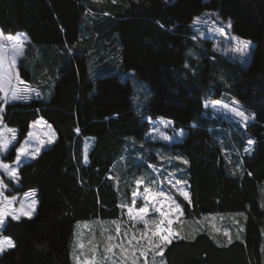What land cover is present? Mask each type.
Listing matches in <instances>:
<instances>
[{"label": "trees", "instance_id": "obj_1", "mask_svg": "<svg viewBox=\"0 0 264 264\" xmlns=\"http://www.w3.org/2000/svg\"><path fill=\"white\" fill-rule=\"evenodd\" d=\"M202 10H216L230 19L234 35L252 42L249 63L226 87L255 117L245 128L254 143L241 156V172L231 170L235 164L229 166L214 136L227 123L202 112L200 75L183 68L185 84L173 72L184 63L187 45L199 49L192 21ZM0 32L27 34L33 46L20 59V77L50 87L47 98L5 106L3 121L18 131L7 159L13 161L39 118L57 135L19 168V185L8 181L12 192L35 189L38 205L33 217L8 219L1 228L14 247L1 253L0 264H72L76 222L121 217L113 164L127 138L145 131V116L185 130L174 147L187 161L182 175L189 201L174 226L179 237L162 246L165 264H264V0H104L96 7L87 0H0ZM131 70L152 92L140 112L131 106ZM216 85L225 90L219 79ZM86 136L94 141L85 160ZM245 144L237 149L243 152ZM232 212L244 213L245 221L231 242L197 225L201 215Z\"/></svg>", "mask_w": 264, "mask_h": 264}, {"label": "rangeland", "instance_id": "obj_2", "mask_svg": "<svg viewBox=\"0 0 264 264\" xmlns=\"http://www.w3.org/2000/svg\"><path fill=\"white\" fill-rule=\"evenodd\" d=\"M87 1L96 7V4L104 0ZM92 13L93 10L90 14L92 15ZM196 17L200 19L195 23L194 19L192 21V38L199 49L197 50L187 45L184 63L174 68L173 72L185 84L187 83L186 81L189 80V76L186 73L192 76H196L197 74L200 75L201 78L198 82V88L201 90L202 112L207 118L219 119L227 123L225 127H218L214 136L222 146L229 166L233 163L235 164L231 165V170L234 173L241 172V156L243 154L248 155L252 150V144L248 143V141L252 139L245 133V128L252 119L246 124H243L240 122L239 118L234 116L230 111L232 107L239 108L245 112L246 115L250 116L251 114L242 107L237 99L230 97L226 87H229L234 79L240 76V68L246 67L249 63L252 42L234 35L230 30V19L222 18L216 10H202L194 18ZM218 28H223L224 31L220 32L217 30ZM8 37H19V54H17V50L14 48V44H17V41H9ZM244 42H250V44L248 46V52L241 56L235 50ZM0 46H2L0 56H2L4 60L3 71L5 75L10 74L12 77V84L16 85L21 90L18 95L27 97L26 99H9L7 103H4V92H0V106L3 108V111L0 112V119L3 121L6 105L18 101H28L32 98H47L50 87L49 85L38 86V84H31L29 81H25L20 77V59L24 58L28 53H31L33 46V43H31L26 33L17 32L15 34L5 35L0 32ZM193 60L195 63L198 62L196 68L195 65H193V67L191 65ZM183 68L188 69L189 72L185 73ZM127 75L130 76L131 106L135 111L140 112L150 100L152 92L148 82L138 78L133 70L129 71ZM123 77L124 76H122V78ZM218 79L223 83L225 89L220 92L216 85ZM19 81L23 83H19ZM25 87L30 91L24 92L23 89ZM37 93L39 95H37ZM8 95L11 96V93L9 92ZM215 95H218V97ZM217 101L219 103H215ZM234 101L238 103L234 104ZM225 105H228V108H225ZM144 119L146 121L145 131L137 137L127 138L120 155L113 164V173L111 175L115 180L116 189L120 194L119 201L121 205H124V211L118 220L96 218L91 221H79L75 223L73 241L71 244L75 257H72V264H131V259L125 261L124 257H131L133 252H135L136 257H139L137 264H144L145 258L139 256V252L144 249H150L147 253V264H165L161 255H154L155 252L153 253V250L155 247L148 244V239L151 238L153 241L160 243L159 235H167L166 232H160L157 236L152 235V233L157 230L156 225L161 220L164 221L161 227H171L175 234L172 240L179 237V233L175 230L174 226L182 222L183 205L187 203L189 199L185 200L183 196L179 195L173 185L179 180L184 183L178 187H182L188 193L189 189L182 175V171H184L185 167L183 161L185 160L180 156L174 144L183 140L185 130L183 127H177L171 120L161 116H145ZM8 129L15 130V140H12L13 133L9 132ZM0 132H3L5 138L12 141L8 150L0 153V162L9 165L10 168H16L17 173L23 164L32 161L40 154L39 153L35 158H32L30 155H22L20 162L16 163L17 149L23 145L27 152L31 153L35 147L39 146V142L44 140L45 144L41 147L42 151L52 146L57 140V135L53 127L39 118L30 123L25 138L15 148L13 161H9L7 155L11 151V148L17 143L18 131L16 127L9 126L3 121L0 123ZM29 132L32 133L31 137L29 136ZM180 133H182V135H180ZM53 134L55 139L52 143H47L46 141L52 138ZM163 136H167L169 139L164 140L162 138ZM245 140V148L243 152H240L236 144L238 145L240 141L243 142ZM93 141L94 137L92 136H86L84 138V159L85 156L87 157ZM245 149H250V151L246 152ZM176 157L182 159H176ZM150 165L152 167H149ZM141 178H143L144 183L137 188L136 181ZM0 180L7 185V187L3 189L4 195L7 196L9 200L11 197H16V200L11 203L4 201L3 198L0 197V207L6 212H12L14 210L17 215H20L21 201L24 202V210L31 211V202L34 199L36 204L35 210L31 214V217H33L38 205L37 191L34 189L24 193L12 192V187L9 185L8 181L12 182L14 186H17L19 185V180L12 179L3 170H0ZM145 188H148L150 191L145 193ZM160 191H163L165 196L155 195V193ZM261 191L264 201V183L261 186ZM33 192L35 193L34 196H25L26 193ZM134 192L138 193L135 205L132 203ZM145 195L148 197L147 201L144 199ZM169 195L180 204L182 214H177L174 205L171 204L169 199H166ZM145 205H147L148 210L142 218L137 216L133 219L129 216V208L133 209V215H135L139 208ZM156 208L168 213V217L165 218L161 216L160 212L155 211ZM22 218L29 217L20 215V219ZM8 219L13 220L11 215H6L3 224H0V230ZM167 219H171L173 223L168 225ZM244 221V213H214L201 215V217L197 219V225L217 235L218 233L216 232H219V234L224 233V235L227 233V235H225L227 236L225 240L231 242L234 239V236H231L232 233H243ZM117 229H119V232ZM138 229L139 231L136 233ZM0 237L5 236L0 235ZM110 237L112 238L111 240L109 239ZM133 237H135V239H133ZM262 240L263 244L261 245V250L264 255V233L262 234ZM129 242H131V244ZM137 242H139L140 247H136ZM109 246H112L111 252L107 251ZM161 246H163V244H161ZM7 249H9V247H5L2 252ZM2 252H0V255ZM105 257H107V259H105Z\"/></svg>", "mask_w": 264, "mask_h": 264}, {"label": "snow or ice", "instance_id": "obj_3", "mask_svg": "<svg viewBox=\"0 0 264 264\" xmlns=\"http://www.w3.org/2000/svg\"><path fill=\"white\" fill-rule=\"evenodd\" d=\"M200 18L196 17L194 18V23L196 21H198ZM220 32H223L224 29L223 28H218L217 29ZM236 39V38H233ZM9 41H17V44H14V48L17 50V54H19V48H18V42H19V37H8ZM250 42H244L240 47H238L235 51L238 52L241 56L245 55L248 52V46H249ZM0 51H2V46H0ZM3 57L0 56V92H4V97H3V101L4 103H7L9 99H19V98H27L26 96H20L18 95V93L21 91L16 85L12 84V77L11 75H5L4 71H3ZM18 80V77H17ZM19 83H23L22 81H19ZM24 92H28L30 91L29 89H27L26 87L23 89ZM11 93V96L8 95V93ZM37 95H39L37 93ZM215 103H219L218 101ZM234 104H237L238 102L234 101ZM225 108H228V105L224 106ZM3 111L2 106H0V112ZM230 111L234 114L235 117L239 118L240 122L243 124H246L249 120L254 119V115L253 116H249L246 115L245 112H243L242 110H240L237 107H232L230 109ZM2 119H0V123H2ZM170 123V122H169ZM9 132L13 133L12 136V140H15V130L14 129H8ZM79 131V130H77ZM180 135H182V133H180ZM29 136H32V133L29 132ZM164 140H168L169 137L167 136H163L162 137ZM55 139L54 134L52 136V138L48 139L46 142L47 143H52L53 140ZM11 140L5 138L3 132H0V153L6 152L9 148V145L11 144ZM249 144H253L254 141L253 140H249L248 141ZM45 144L44 140H41L39 142V146L35 147L31 153H28L27 150L24 148V146L22 145L19 149H17V156H16V163H19L21 160V156L22 155H30L32 156V158H35L41 151V147ZM245 151H250V149H245ZM87 159V157L85 156V160ZM176 159H182L180 157H176ZM184 163H187V161H183ZM149 167H152L151 165ZM0 170H3L7 175H9L12 179H18V173H17V169L16 168H10L9 165L7 164H3L2 162H0ZM144 183L143 178L138 179L136 181L137 184V188H139L142 184ZM182 181L177 180L175 182V184L173 185L174 188H176L177 193L181 196L184 197L185 200L189 199V193L187 191H185L182 187H178L179 185H181ZM7 185L4 184V182L2 180H0V197L3 198L4 201H7L8 203H11L12 201L16 200V197H11V199L9 200V198L7 196L4 195L3 189L6 188ZM150 190L148 188L144 189L145 193H148ZM35 193H26L25 196H34ZM138 193L134 192L133 193V200L132 203L133 205L136 204V197H137ZM156 196H165V193L163 191L157 192L155 193ZM144 199L147 201L148 197L147 195H145ZM166 199H169L171 201V204L174 205L175 207V211L177 214H182V210L180 207V204L176 202L175 199H173L170 195L166 197ZM35 204L36 201L33 199L31 202V211H25L24 210V202L21 201V210H20V215H24L27 216L29 218H31V214L32 212L35 210ZM121 207H124V205H121ZM148 210L147 205H145L144 207H140L138 212L135 213V215H133V209L129 208V216L133 219H135L137 216L139 217H143L144 214H146ZM155 211L160 212L161 216L167 218L168 217V213L161 211V209L156 208ZM6 215H11L13 220H19L20 219V215H17L15 213V211L13 210L12 212H6L5 210H3L2 207H0V224H3L5 216ZM164 221L161 220L157 225H156V231L152 233L153 236H157L159 235L160 232H166L167 235H159V241L160 243H157L155 241H153L151 238L148 239V244L152 247H155L159 250V252L157 254H161L163 252V247L161 246V244H163L164 246H166L167 244L171 243V240L173 238V236L175 235L171 229V227H167V228H163L161 227V225H163ZM167 223L168 225H171L173 223V221L171 219H167ZM117 231L119 232V229H117ZM225 235H227V233H225ZM110 240L112 239L111 237L109 238ZM133 239H135V237H133ZM131 244V242H129ZM137 246L140 247L139 242H137ZM5 247H14L13 241L8 238V237H0V252H2ZM150 249H144L142 251L139 252V256L140 257H144L145 261L144 264H147V253ZM107 251L111 252L112 251V246H109L107 248ZM123 251V249H122ZM105 259H107V257H105ZM125 261L131 259V264H137V261L139 259V257L135 256V252H133L131 254V257L129 256H125L124 257Z\"/></svg>", "mask_w": 264, "mask_h": 264}]
</instances>
